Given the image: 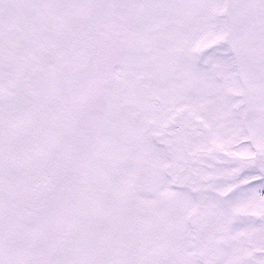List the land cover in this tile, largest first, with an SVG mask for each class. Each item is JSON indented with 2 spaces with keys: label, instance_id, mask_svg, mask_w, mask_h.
<instances>
[{
  "label": "snow or ice",
  "instance_id": "1",
  "mask_svg": "<svg viewBox=\"0 0 264 264\" xmlns=\"http://www.w3.org/2000/svg\"><path fill=\"white\" fill-rule=\"evenodd\" d=\"M0 264H264V0H0Z\"/></svg>",
  "mask_w": 264,
  "mask_h": 264
}]
</instances>
